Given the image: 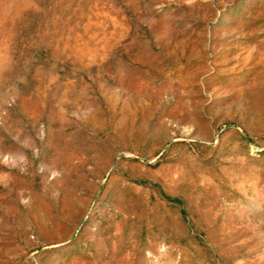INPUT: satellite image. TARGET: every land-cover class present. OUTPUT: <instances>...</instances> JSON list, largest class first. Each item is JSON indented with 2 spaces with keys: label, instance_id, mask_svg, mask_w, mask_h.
<instances>
[{
  "label": "rangeland",
  "instance_id": "rangeland-1",
  "mask_svg": "<svg viewBox=\"0 0 264 264\" xmlns=\"http://www.w3.org/2000/svg\"><path fill=\"white\" fill-rule=\"evenodd\" d=\"M0 264H264V0H0Z\"/></svg>",
  "mask_w": 264,
  "mask_h": 264
}]
</instances>
